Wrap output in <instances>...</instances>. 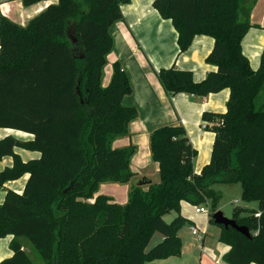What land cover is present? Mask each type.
I'll return each mask as SVG.
<instances>
[{
  "label": "trees",
  "instance_id": "16d2710c",
  "mask_svg": "<svg viewBox=\"0 0 264 264\" xmlns=\"http://www.w3.org/2000/svg\"><path fill=\"white\" fill-rule=\"evenodd\" d=\"M256 2L154 1L161 16L172 20L180 53L198 35L215 39L207 61L217 70L197 82L190 71L162 69L158 78L167 93L206 97L229 88L231 95L226 113L203 115L215 142L202 172H195L198 152L185 128L160 127L150 136L160 182L147 191L132 185L126 205L96 195L104 183L129 184L136 177L130 167L136 147L112 145L129 134L139 115L136 107L123 104L133 93L130 78L116 63L109 85L102 84L114 48L111 30L124 20L122 5L130 0H58L27 27L1 17L0 128L34 139L0 140V160L14 159L12 168L0 172V187L30 174L23 193L8 190L0 205V241L13 236V256L0 264H38L24 250L26 241L43 264H146L179 257V232L190 223L182 205L209 204L214 223L221 198L216 183H240L242 200L259 205L257 210L238 207L233 214L251 237L221 226L220 241L231 247L224 262L264 264V104L259 100L264 52L255 71L242 48ZM16 148L41 157L24 162ZM172 212L177 217L167 223L164 218ZM158 232L164 240L147 251Z\"/></svg>",
  "mask_w": 264,
  "mask_h": 264
},
{
  "label": "crops",
  "instance_id": "0c3cea01",
  "mask_svg": "<svg viewBox=\"0 0 264 264\" xmlns=\"http://www.w3.org/2000/svg\"><path fill=\"white\" fill-rule=\"evenodd\" d=\"M154 1L130 0V3L122 5L124 20L115 24L111 30L114 37V48L108 57V65L104 69L102 84L105 87L109 85L113 77L114 65L116 63L121 64L129 76L133 88V93L124 98L123 104L129 107L134 106L139 112L137 119L130 124L129 134L115 138L112 145L114 149L135 146L137 152L132 158L133 166L143 154L149 153L150 155V136L153 131L163 126H183L193 147L198 152L194 161V168L195 172L200 174L203 168L211 161L215 142V133L211 129L206 128L207 126L211 128L212 125L203 121V115L205 112L226 113L231 90L226 88L206 97L188 93H179L171 96L167 93L158 78V72L162 69L175 67L178 70L190 71L197 82L205 80L209 73L217 70L216 65L207 61L214 49L215 39L206 35H198L194 38L190 48L180 53L178 32L172 20L164 19L161 16L154 8ZM56 4H58V0H44L31 6H25L23 0H0V20L3 16L19 26L27 27L34 18L51 5ZM250 8L252 28L244 37L242 48L252 68L257 71L260 68L261 57L264 52V0H257ZM259 100L261 104H264V90ZM8 136H13L21 141L34 139V135L29 133L0 128V140ZM15 152L20 155L24 162L41 157V153L37 151L16 148ZM13 165V157L3 158L0 160V172L6 168H12ZM155 165L157 170H159V164L156 163ZM136 167L142 168L145 165L137 162ZM29 177L30 174L26 173L20 179L9 181L3 187H0V205L4 203L8 190L22 194ZM143 177L152 180L151 185L160 182V177L156 181L152 171H147L146 168H143L140 173H136L134 180L129 183L130 189L132 185L138 186V182ZM151 185H146L145 187L149 188ZM110 190L112 189L107 186V183H104L101 185L96 197L101 194L112 197V193L117 196L115 190ZM120 202L125 203L126 201ZM195 207L190 203L184 202L182 215L189 220L191 228H198L199 234L200 229L207 232V229H211L210 216L206 222H201L203 216L194 210ZM250 209L257 210L258 206ZM192 234L198 237L193 231ZM220 235L219 245L216 246V249L211 247L208 252H205L203 246L200 258H198L197 263L193 264H227L223 258L231 247L220 241ZM179 236L183 240L184 248L185 241L181 232H179ZM6 239H9L10 243L9 246L4 248L3 243ZM204 239L203 237L202 240ZM12 240L13 236H8L0 241V263L13 256V251L10 248ZM163 240L164 236L161 242ZM30 246L27 241L24 242V250L31 255ZM173 258L146 264H179Z\"/></svg>",
  "mask_w": 264,
  "mask_h": 264
},
{
  "label": "rangeland",
  "instance_id": "374dc122",
  "mask_svg": "<svg viewBox=\"0 0 264 264\" xmlns=\"http://www.w3.org/2000/svg\"><path fill=\"white\" fill-rule=\"evenodd\" d=\"M137 152V148H136ZM133 160H131L130 167L133 172L135 173H140L141 169L146 168L147 171H152L154 179L157 181L158 178L160 177L159 170H157V166L155 165L153 159H152V154L147 153L143 154L142 156L139 157V160L137 161L138 163H143L145 167H136V163L133 164ZM107 186L111 188L113 191L115 190L116 195L112 193V197L114 200L121 205H126L129 202V196H130V186L129 184L125 183H113V182H108ZM101 187V186H100ZM142 189L144 191H147L149 188L142 186ZM213 189L221 196L220 202L218 205V210L222 211L227 218L232 219L233 214L236 208H247L251 210L250 208L255 206H259L257 202H244L242 200V186L240 183H216L213 185ZM100 190V189H99ZM4 193V191H3ZM120 201H126L125 203H122ZM204 206L207 209L210 210L209 204L206 205H200ZM197 206L194 208L196 210ZM177 216L176 212H173L171 215H167L164 219L167 223H171L175 217ZM202 219L201 222H206L209 218V214H202ZM221 226L216 225L214 223H211V229H207V232L203 229H200V234L203 235L205 238L204 240L200 239L196 236H193L192 234V228L190 225H186L184 228L180 230L182 237L184 238V248L182 251V256L179 257H174L173 260L177 261L179 264H193L197 263L198 258H200L201 253L203 252V246H204V251L208 252L211 247L213 249H216V246L219 245V235L221 233ZM163 238L162 233H157L152 241L150 242L147 251H150L153 249L155 246L161 243V239ZM10 240L6 239L3 243L4 248L6 246H9ZM30 253L32 255V258L38 262V264H43L42 261L38 258L37 254L33 250V248L30 246Z\"/></svg>",
  "mask_w": 264,
  "mask_h": 264
},
{
  "label": "water",
  "instance_id": "95a60500",
  "mask_svg": "<svg viewBox=\"0 0 264 264\" xmlns=\"http://www.w3.org/2000/svg\"><path fill=\"white\" fill-rule=\"evenodd\" d=\"M151 184H152V180L148 179L147 177H143L138 182V186L140 187ZM212 219L214 220V223L216 225L224 226L226 229L232 227L235 230L239 231L240 233L244 234L245 236L251 237L250 231L246 226H240L234 218L232 219L227 218L222 211H217L216 213H214Z\"/></svg>",
  "mask_w": 264,
  "mask_h": 264
},
{
  "label": "built area",
  "instance_id": "2783aa9c",
  "mask_svg": "<svg viewBox=\"0 0 264 264\" xmlns=\"http://www.w3.org/2000/svg\"><path fill=\"white\" fill-rule=\"evenodd\" d=\"M196 212L199 213V214H206V213H208L209 216H210V210L207 209V208L204 207V206H197V208H196ZM257 216L259 217L260 214H257ZM192 231H193L194 234H197L198 237H199L200 239H203V236L199 234V230H198V228L193 227V228H192Z\"/></svg>",
  "mask_w": 264,
  "mask_h": 264
}]
</instances>
